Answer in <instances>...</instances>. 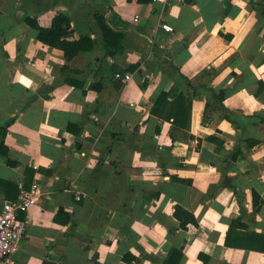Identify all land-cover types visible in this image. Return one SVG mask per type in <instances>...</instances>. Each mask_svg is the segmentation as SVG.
<instances>
[{"label": "crops", "instance_id": "crops-1", "mask_svg": "<svg viewBox=\"0 0 264 264\" xmlns=\"http://www.w3.org/2000/svg\"><path fill=\"white\" fill-rule=\"evenodd\" d=\"M57 15L71 61L25 21ZM34 183L15 264H264V0H0V210Z\"/></svg>", "mask_w": 264, "mask_h": 264}, {"label": "trees", "instance_id": "trees-1", "mask_svg": "<svg viewBox=\"0 0 264 264\" xmlns=\"http://www.w3.org/2000/svg\"><path fill=\"white\" fill-rule=\"evenodd\" d=\"M153 0H139L140 3H148ZM26 23L34 28L37 31V38L39 41H41L43 44L60 49L64 52L65 58L67 61H71L75 56L81 52L85 51L86 49L91 48V42L89 38L87 37H81L78 40H68L67 36L70 33L71 30V22L70 19L65 15H57L53 19L52 27L51 28H43L39 26V24L30 18L25 19ZM97 21L101 27V30L103 32L104 38L107 42V45L109 48H115L118 46L120 40L122 39V35H115L108 26L104 23L103 19L100 17H97ZM207 72H210L207 71ZM97 90H100V88H97ZM174 98V103H170L169 108L171 109L170 117H166L167 119L173 118V123L175 126L180 125V119L182 118V115L188 114V119L191 118V112H192V103L193 100L189 99L187 100L183 94H175V92L171 91L169 93H162L159 98L156 100L153 112L154 114L158 115L161 118H164L162 115V111L166 108L167 105H169L168 99ZM223 97V96H221ZM7 133V129L3 130L2 136L5 137ZM2 147L4 149V143L2 144ZM18 194L13 200L17 198ZM175 217L180 222V227L184 230H190L194 231L198 228L199 222L195 215L191 213L190 211L184 209L182 206L177 205L175 207L174 212ZM227 244H230L227 242ZM181 252L178 250H173L170 253V256L168 260L166 261V264H172L176 263V259L178 255H180ZM126 260L130 261V258L126 257Z\"/></svg>", "mask_w": 264, "mask_h": 264}, {"label": "built area", "instance_id": "built-area-1", "mask_svg": "<svg viewBox=\"0 0 264 264\" xmlns=\"http://www.w3.org/2000/svg\"><path fill=\"white\" fill-rule=\"evenodd\" d=\"M163 28L168 32L174 31L169 25ZM116 77L122 78V75L117 74ZM124 79L131 80V75L126 74ZM42 195L43 190L34 183L30 189L21 187L15 200L3 204L0 210V264H15L13 253L25 234V223L20 219V214L35 206Z\"/></svg>", "mask_w": 264, "mask_h": 264}]
</instances>
